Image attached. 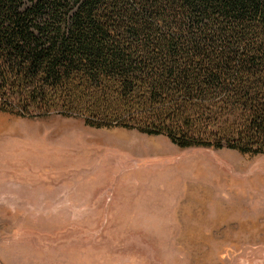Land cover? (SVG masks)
<instances>
[{
    "label": "trees",
    "instance_id": "1",
    "mask_svg": "<svg viewBox=\"0 0 264 264\" xmlns=\"http://www.w3.org/2000/svg\"><path fill=\"white\" fill-rule=\"evenodd\" d=\"M0 112L264 156V0H0Z\"/></svg>",
    "mask_w": 264,
    "mask_h": 264
},
{
    "label": "rangeland",
    "instance_id": "2",
    "mask_svg": "<svg viewBox=\"0 0 264 264\" xmlns=\"http://www.w3.org/2000/svg\"><path fill=\"white\" fill-rule=\"evenodd\" d=\"M0 264H264V156L0 112Z\"/></svg>",
    "mask_w": 264,
    "mask_h": 264
},
{
    "label": "bare ground",
    "instance_id": "3",
    "mask_svg": "<svg viewBox=\"0 0 264 264\" xmlns=\"http://www.w3.org/2000/svg\"><path fill=\"white\" fill-rule=\"evenodd\" d=\"M259 191V190H258ZM262 192L260 191V194H261ZM256 195V194H255Z\"/></svg>",
    "mask_w": 264,
    "mask_h": 264
}]
</instances>
